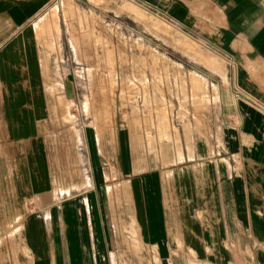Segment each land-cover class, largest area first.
Here are the masks:
<instances>
[{"label":"crops","instance_id":"1","mask_svg":"<svg viewBox=\"0 0 264 264\" xmlns=\"http://www.w3.org/2000/svg\"><path fill=\"white\" fill-rule=\"evenodd\" d=\"M140 1L214 68L129 74L119 121L69 126L93 79L47 74L52 0H0V264H264V0Z\"/></svg>","mask_w":264,"mask_h":264},{"label":"rangeland","instance_id":"2","mask_svg":"<svg viewBox=\"0 0 264 264\" xmlns=\"http://www.w3.org/2000/svg\"><path fill=\"white\" fill-rule=\"evenodd\" d=\"M44 14L40 25L47 29L39 36L52 47L47 74L54 78L83 72L93 79L84 83L81 103L56 95L54 110L69 126L78 116L87 125L119 121L129 74L150 79L162 75L168 82L159 85L167 84L171 91L172 75L203 76L214 68L208 63L217 56L197 36L173 27L166 16L140 0H52ZM147 83L144 88L152 89L151 80ZM52 86L56 93L55 83ZM159 90L164 96L165 89ZM164 113V122L170 124L166 109Z\"/></svg>","mask_w":264,"mask_h":264}]
</instances>
